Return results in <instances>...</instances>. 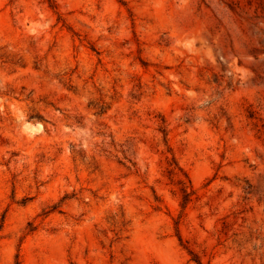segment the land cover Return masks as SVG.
Here are the masks:
<instances>
[{
	"label": "rangeland",
	"instance_id": "1",
	"mask_svg": "<svg viewBox=\"0 0 264 264\" xmlns=\"http://www.w3.org/2000/svg\"><path fill=\"white\" fill-rule=\"evenodd\" d=\"M0 224V264H264V0H0Z\"/></svg>",
	"mask_w": 264,
	"mask_h": 264
},
{
	"label": "trees",
	"instance_id": "2",
	"mask_svg": "<svg viewBox=\"0 0 264 264\" xmlns=\"http://www.w3.org/2000/svg\"><path fill=\"white\" fill-rule=\"evenodd\" d=\"M49 1H51V0H49ZM51 3V2H50ZM181 191H182V193H183V205H185L186 203H187V200H188V196H189V194L186 192V189H185V187H183L182 189H181ZM1 227H2V225L0 224V231H1ZM196 263L197 264H201L199 261H197L196 260Z\"/></svg>",
	"mask_w": 264,
	"mask_h": 264
}]
</instances>
